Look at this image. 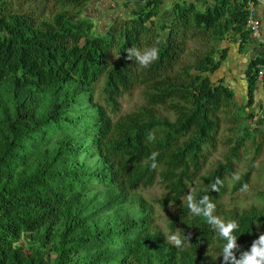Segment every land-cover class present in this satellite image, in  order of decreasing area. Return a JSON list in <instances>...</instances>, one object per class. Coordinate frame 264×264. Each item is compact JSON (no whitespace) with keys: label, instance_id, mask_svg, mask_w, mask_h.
<instances>
[{"label":"trees","instance_id":"16d2710c","mask_svg":"<svg viewBox=\"0 0 264 264\" xmlns=\"http://www.w3.org/2000/svg\"><path fill=\"white\" fill-rule=\"evenodd\" d=\"M90 2L0 0V264H233L264 233V190L246 208L223 201L250 187L260 154L235 176L264 86V50L246 54L249 0H174L165 18L166 0H126L106 32ZM226 70L243 76L242 100ZM138 89L144 102L121 114ZM224 120L238 139L206 169ZM156 204L177 206L169 233ZM213 218L239 224L228 260Z\"/></svg>","mask_w":264,"mask_h":264},{"label":"rangeland","instance_id":"374dc122","mask_svg":"<svg viewBox=\"0 0 264 264\" xmlns=\"http://www.w3.org/2000/svg\"><path fill=\"white\" fill-rule=\"evenodd\" d=\"M126 0H105V1H95L93 6H88L86 13L91 16L93 21L96 24V28L98 31H107L110 25L113 22H120L123 19H126L129 15V10L124 6V2ZM114 6V7H113ZM165 13V11H164ZM165 18V15H162ZM201 20L207 22L209 19L205 16L201 17ZM225 45H227L225 43ZM248 55H255L253 53H248ZM234 56H229L226 61V66H235L239 63L235 62ZM236 68V66H235ZM227 75H232L235 79H230L227 77V81H231V84L234 89H236V94L239 99L242 100V96L245 94V81L243 76L239 73V71L230 74L228 70H226ZM220 77L217 75L215 78ZM226 79L225 76H221ZM230 79V80H229ZM144 102L142 91L140 89L133 92V94L126 95L122 98V109L120 113H126L134 110L137 106L141 105ZM264 107V86H260L257 89L256 97L254 105L252 106V110H254L256 117L253 119V127L251 131L258 130L255 137H250L244 142V146L241 149L240 159L236 162V171L235 176H240L247 168L250 161L253 159L255 152L257 149H260V154L255 160V170L252 174V180L250 183V187L248 189L242 190L237 193H227L223 198V201L229 207H240L246 208L253 204L260 203L258 193L261 190H264V125L258 126L257 120L260 118V114L263 112ZM239 113H241L239 111ZM256 122V123H255ZM255 123V124H254ZM231 126H234L233 122L230 123L227 120H224L221 128V133L219 135L217 148L212 150L210 154L206 169H210L213 167L218 160H223L225 154L228 152L230 145L235 143L238 139L236 131L233 130ZM255 129V130H254ZM239 133V132H238ZM233 178L229 177L228 185L232 186ZM164 192V189L161 185H155L151 188L144 190V195L149 200H154L155 198L161 196ZM176 205H171L169 208L165 209L160 207L159 204L155 206V219L157 224H159L166 233H169L168 228V218L169 215L176 210Z\"/></svg>","mask_w":264,"mask_h":264},{"label":"clouds","instance_id":"9594fccd","mask_svg":"<svg viewBox=\"0 0 264 264\" xmlns=\"http://www.w3.org/2000/svg\"><path fill=\"white\" fill-rule=\"evenodd\" d=\"M136 55L142 64L147 65L150 59L157 56V50L151 49L144 54L137 52ZM192 207L194 211L199 210L195 205H192ZM213 219L218 226L219 235L225 240L222 252L224 260H228L229 257H233L231 250L237 247L238 235H236V230L239 229V224L236 220L225 221L218 218ZM172 239L177 245L181 243V237L179 236H173ZM233 264H264V233H261L259 237L253 241L250 250L245 251L240 259L236 260L233 257Z\"/></svg>","mask_w":264,"mask_h":264},{"label":"crops","instance_id":"0c3cea01","mask_svg":"<svg viewBox=\"0 0 264 264\" xmlns=\"http://www.w3.org/2000/svg\"><path fill=\"white\" fill-rule=\"evenodd\" d=\"M95 1L102 2L103 0H91L92 6H93V4H94ZM166 1L167 2L165 4L164 10H163V11H165L164 15H165V17L166 16L167 17H172L173 14H174L173 13L174 12V7H173L174 0H166ZM123 2H124V6H125V2L126 1H123ZM135 3H137V2H135ZM255 4H256L257 10H258L257 11L258 17L262 21V27H261L262 36L261 37H262V39H264V0H256ZM130 5H134V4H130ZM203 16H205V15H203ZM205 17L209 18L207 15ZM263 46H264V44L262 43V40L261 39H259V38L258 39L257 38H253L252 39V42L248 45V49H247V52H246L247 56H248V53L249 54L250 53H253L255 55L261 53L264 50V47ZM231 55L234 56L233 58H235V62H237V63L241 62V59L243 58V56H242L243 54L239 55L236 51L232 52Z\"/></svg>","mask_w":264,"mask_h":264},{"label":"built area","instance_id":"2783aa9c","mask_svg":"<svg viewBox=\"0 0 264 264\" xmlns=\"http://www.w3.org/2000/svg\"><path fill=\"white\" fill-rule=\"evenodd\" d=\"M247 10V27L252 31L253 38H259L262 40V43L264 44V39H262V21L258 17L257 13V6L253 0H249L248 6L246 7ZM258 79L262 81L264 79V65H260L258 68Z\"/></svg>","mask_w":264,"mask_h":264},{"label":"flooded vegetation","instance_id":"af4514ba","mask_svg":"<svg viewBox=\"0 0 264 264\" xmlns=\"http://www.w3.org/2000/svg\"><path fill=\"white\" fill-rule=\"evenodd\" d=\"M103 1H104V0H103ZM89 6L92 7V2H90ZM87 9H88V8H86L85 11H86Z\"/></svg>","mask_w":264,"mask_h":264}]
</instances>
